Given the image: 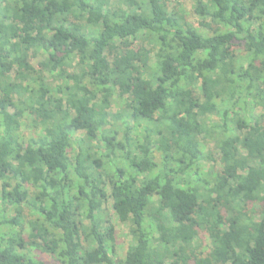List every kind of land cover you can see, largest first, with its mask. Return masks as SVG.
Instances as JSON below:
<instances>
[{"label": "trees", "instance_id": "trees-1", "mask_svg": "<svg viewBox=\"0 0 264 264\" xmlns=\"http://www.w3.org/2000/svg\"><path fill=\"white\" fill-rule=\"evenodd\" d=\"M124 1L0 0V264H264V0Z\"/></svg>", "mask_w": 264, "mask_h": 264}, {"label": "rangeland", "instance_id": "rangeland-1", "mask_svg": "<svg viewBox=\"0 0 264 264\" xmlns=\"http://www.w3.org/2000/svg\"><path fill=\"white\" fill-rule=\"evenodd\" d=\"M110 2H111V7L114 9L115 12L119 10H127L128 8L124 0H110ZM166 2L170 10L172 11L174 10L175 12H178L179 14L185 16L189 24H191L197 30L203 31V29L200 27L201 19L195 14V0H166ZM139 47H140V43L136 42L129 45L126 50L135 51L138 50ZM234 52L238 57H242L245 54L242 48H234ZM44 59L45 56L42 55L38 59H34L32 61V64L38 69V62H42ZM49 83L54 86L60 85L59 83L53 84V81L51 79H49ZM247 113L249 117L254 116L255 118H259L261 120L260 123L264 125V110L262 108L255 109V112H251L250 109H248ZM218 122L219 120L217 117H211L206 121L211 137L210 136L207 137L208 139H206V144H205L206 153L210 154L214 160V163L212 160L211 164L210 163L209 164L211 166L213 165L217 170L221 169L219 154L216 144L219 137L218 135L212 134L211 127L214 126L212 124H217ZM104 151L105 150H103L102 152ZM208 168H209L208 166L205 167V170L208 171ZM102 208H103V221L109 222L110 225H112L115 229L114 253L111 258L115 264H120L123 261L124 257L126 256V253L132 244V236L130 233L131 226L130 223L119 220L115 212L112 210V205L110 202L105 206H103ZM250 210H251L252 218L258 221L260 218V205L258 203L257 204L255 203L252 205ZM193 248H196V251L194 253L206 255L210 249V241L208 235L206 233H200ZM34 254L42 261L45 262L51 261L48 255L42 254L40 251L34 252Z\"/></svg>", "mask_w": 264, "mask_h": 264}]
</instances>
